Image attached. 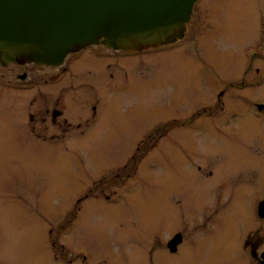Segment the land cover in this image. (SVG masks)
<instances>
[{
    "label": "flooded vegetation",
    "instance_id": "flooded-vegetation-1",
    "mask_svg": "<svg viewBox=\"0 0 264 264\" xmlns=\"http://www.w3.org/2000/svg\"><path fill=\"white\" fill-rule=\"evenodd\" d=\"M244 1L264 5V0ZM215 20L214 28L220 31ZM250 30L255 37L244 44L237 73L218 74L207 101L189 103L188 109L166 115L156 127L165 136L213 134L206 141L210 147L197 146V141L179 151L182 193L170 198L179 206L162 205L145 220L139 215V222L131 223L135 227H130V236L101 237L88 225L87 205L117 207L131 197L124 186L136 176L118 168L103 172L75 190L66 220L39 230L44 236L38 243L40 264H264V97L257 94L264 89V11L252 20ZM178 41L143 50L100 42L69 53L55 65L0 61L4 138L14 135L16 145L23 147L103 144L93 133L119 129L117 102L122 96L132 98V87L145 81L142 63L134 58L147 50H173ZM152 69L145 67L148 77ZM147 146L137 147L134 154L144 156L142 148ZM182 179H192L202 203L196 196L185 201L182 194L191 185L186 187ZM16 194L20 191H14L13 198ZM249 198L250 209L239 204ZM118 227L128 231L129 226L119 222ZM144 228L145 236H137ZM7 230L0 221V245Z\"/></svg>",
    "mask_w": 264,
    "mask_h": 264
},
{
    "label": "rangeland",
    "instance_id": "rangeland-1",
    "mask_svg": "<svg viewBox=\"0 0 264 264\" xmlns=\"http://www.w3.org/2000/svg\"><path fill=\"white\" fill-rule=\"evenodd\" d=\"M263 6L255 1L201 0L192 11L187 33L173 50H147L134 58L142 63L145 81L142 86L132 87V98L122 96L117 102L120 128L93 133L96 141L103 142L101 145L23 147L16 145L14 135L5 139L0 125V221L8 226L6 242L0 245V264H40L38 243L44 236L39 230L49 222L66 220L75 190L84 188L90 178L115 168L136 176L124 186L131 197L117 207L103 210V206L87 205L88 225L99 236H130V227H135L131 223L139 222V215L145 220L148 212L162 205L179 206L170 199L172 193H182L179 151L197 141V146L208 148L206 141L212 140L213 134L177 132L165 136L156 127L166 115L188 109L189 103L207 101L217 81L215 76L237 73L243 46L255 37L251 22L264 11ZM202 17L205 20L201 23ZM215 19L220 22V31L214 28ZM147 63L153 67L149 77ZM257 94L264 97V89ZM5 121L0 110V124ZM146 144L142 148L144 156L134 154L137 147ZM181 183L191 185V190L186 188L182 194L185 201L188 196H196L197 203H202L192 179H182ZM14 191H20L15 198ZM251 201L243 199L239 204L250 209ZM110 210L114 212L110 214ZM119 222H126L128 231L120 230ZM144 230L137 236H145Z\"/></svg>",
    "mask_w": 264,
    "mask_h": 264
},
{
    "label": "water",
    "instance_id": "water-1",
    "mask_svg": "<svg viewBox=\"0 0 264 264\" xmlns=\"http://www.w3.org/2000/svg\"><path fill=\"white\" fill-rule=\"evenodd\" d=\"M197 0H0V61L60 64L88 45L143 50L185 35Z\"/></svg>",
    "mask_w": 264,
    "mask_h": 264
},
{
    "label": "trees",
    "instance_id": "trees-1",
    "mask_svg": "<svg viewBox=\"0 0 264 264\" xmlns=\"http://www.w3.org/2000/svg\"><path fill=\"white\" fill-rule=\"evenodd\" d=\"M151 135L148 136V138L150 137Z\"/></svg>",
    "mask_w": 264,
    "mask_h": 264
}]
</instances>
